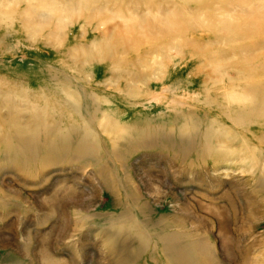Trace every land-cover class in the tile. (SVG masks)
I'll use <instances>...</instances> for the list:
<instances>
[{"label":"rangeland","instance_id":"374dc122","mask_svg":"<svg viewBox=\"0 0 264 264\" xmlns=\"http://www.w3.org/2000/svg\"><path fill=\"white\" fill-rule=\"evenodd\" d=\"M259 5L0 0V264H264V110L237 65H264V37L198 25L96 57L106 19Z\"/></svg>","mask_w":264,"mask_h":264},{"label":"bare ground","instance_id":"6f19581e","mask_svg":"<svg viewBox=\"0 0 264 264\" xmlns=\"http://www.w3.org/2000/svg\"><path fill=\"white\" fill-rule=\"evenodd\" d=\"M134 3L138 2L139 0H131ZM184 5H188L190 3H196V12H201L203 10V3L205 0H182ZM237 2L239 0H236ZM211 5V4H210ZM259 9L255 10V6H252L251 10L244 12V15H239L234 18L232 22H228L224 19H220L217 15L212 16L211 14L206 16V20H198V18H191L185 12V6L177 7L173 13L172 17H168L163 21H160L156 24L150 22H142V23H135L133 21H127L126 25H121L119 23H115L113 19H106L103 21L104 26L113 27L110 30H113L112 33L116 36L112 38L109 45L104 46L100 50L96 51L98 54L96 57L100 59H108L110 57H115L116 53L120 50L124 52H137L140 48L146 47L148 44H155L154 42L162 41L166 37H182L183 33L185 34L186 31L192 29L194 26L201 25L208 28L212 35L216 36L217 38H228L233 39L237 37L240 39L241 37H264V6L259 5ZM86 20L89 21L91 17L85 16ZM190 19V22L188 21ZM189 23V27L188 24ZM28 29V25L25 27L24 31L26 32ZM235 41V40H234ZM184 42V41H183ZM185 42L184 44H186ZM172 45V44H171ZM105 52H101L102 49H105ZM184 47L179 49L180 51L183 50ZM111 54V55H110ZM246 62V61H245ZM245 62H237L238 67L241 69L239 70V74H246L253 76L256 85L254 88L248 89V95L246 97H255L257 100L256 106L253 109H262L264 110V82H259V76L263 72L264 73V65L258 64L256 66H252V68L246 70L247 64ZM218 65L217 59L213 60V63ZM221 67V66H218ZM212 69V68H211ZM216 73L215 70H212ZM261 77V76H260ZM261 99V100H260ZM57 103V102H56ZM50 107V106H49ZM253 107V106H249ZM51 109V108H50ZM253 109L248 110V116L253 117ZM53 110V109H52ZM254 118V117H253ZM237 125H240L242 122L245 123L244 120L239 121L238 119L235 120ZM246 156V155H245ZM242 158L243 160H247V157ZM251 159V158H250ZM141 229V228H140ZM123 232V231H122ZM117 240V239H116ZM133 250V249H132Z\"/></svg>","mask_w":264,"mask_h":264}]
</instances>
